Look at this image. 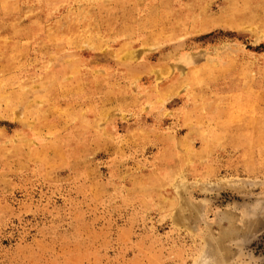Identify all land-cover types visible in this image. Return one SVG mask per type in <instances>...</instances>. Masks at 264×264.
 I'll return each instance as SVG.
<instances>
[{"label":"rangeland","instance_id":"obj_1","mask_svg":"<svg viewBox=\"0 0 264 264\" xmlns=\"http://www.w3.org/2000/svg\"><path fill=\"white\" fill-rule=\"evenodd\" d=\"M0 5V264H264V0Z\"/></svg>","mask_w":264,"mask_h":264},{"label":"bare ground","instance_id":"obj_2","mask_svg":"<svg viewBox=\"0 0 264 264\" xmlns=\"http://www.w3.org/2000/svg\"><path fill=\"white\" fill-rule=\"evenodd\" d=\"M5 2V1H4ZM8 2H10V1H8ZM7 2V3H8ZM3 4V3H2ZM4 5H0V18H6V17H10V16H13L14 18H16L17 20H19L20 19V13L19 12H17V11H15V12H13V13H9V12H7L6 10L7 9H5L4 7H3ZM7 7H8V5H7ZM2 20V19H1ZM1 22V21H0ZM1 24V23H0ZM6 27V26H5ZM18 32V31H17ZM17 34V33H16ZM5 38V37H4ZM4 44V43H3ZM6 53V52H5ZM10 55V54H9ZM166 71V70H165ZM1 81V80H0ZM2 84V83H1ZM0 92H1V90H0ZM7 95V94H6ZM2 96V95H1ZM236 181H238V180H236ZM235 183V182H234ZM240 183V182H239ZM231 214V213H230ZM233 215V214H232Z\"/></svg>","mask_w":264,"mask_h":264}]
</instances>
